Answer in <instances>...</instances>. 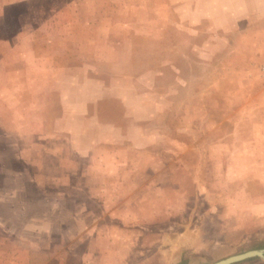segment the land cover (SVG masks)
Instances as JSON below:
<instances>
[{"label": "rangeland", "instance_id": "374dc122", "mask_svg": "<svg viewBox=\"0 0 264 264\" xmlns=\"http://www.w3.org/2000/svg\"><path fill=\"white\" fill-rule=\"evenodd\" d=\"M256 248L264 0H0V264Z\"/></svg>", "mask_w": 264, "mask_h": 264}, {"label": "water", "instance_id": "95a60500", "mask_svg": "<svg viewBox=\"0 0 264 264\" xmlns=\"http://www.w3.org/2000/svg\"><path fill=\"white\" fill-rule=\"evenodd\" d=\"M254 257L264 259V248L251 249L243 253L231 255L211 264H234Z\"/></svg>", "mask_w": 264, "mask_h": 264}]
</instances>
